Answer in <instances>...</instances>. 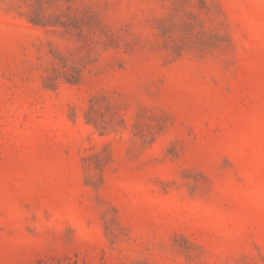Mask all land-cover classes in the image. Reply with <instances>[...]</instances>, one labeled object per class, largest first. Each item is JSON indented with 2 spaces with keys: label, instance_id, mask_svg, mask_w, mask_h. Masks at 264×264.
I'll return each instance as SVG.
<instances>
[{
  "label": "rangeland",
  "instance_id": "374dc122",
  "mask_svg": "<svg viewBox=\"0 0 264 264\" xmlns=\"http://www.w3.org/2000/svg\"><path fill=\"white\" fill-rule=\"evenodd\" d=\"M0 264H264V0H0Z\"/></svg>",
  "mask_w": 264,
  "mask_h": 264
}]
</instances>
